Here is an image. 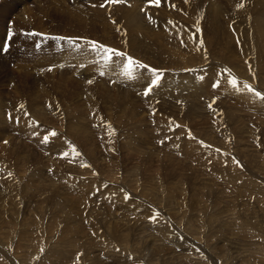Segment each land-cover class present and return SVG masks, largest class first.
<instances>
[{
	"label": "rangeland",
	"instance_id": "1",
	"mask_svg": "<svg viewBox=\"0 0 264 264\" xmlns=\"http://www.w3.org/2000/svg\"><path fill=\"white\" fill-rule=\"evenodd\" d=\"M258 94L264 0H0V264H264Z\"/></svg>",
	"mask_w": 264,
	"mask_h": 264
},
{
	"label": "snow or ice",
	"instance_id": "2",
	"mask_svg": "<svg viewBox=\"0 0 264 264\" xmlns=\"http://www.w3.org/2000/svg\"><path fill=\"white\" fill-rule=\"evenodd\" d=\"M110 2H119V0H110ZM150 2L158 3L159 0H150ZM101 6H103V5H101ZM238 7H243V4L238 5ZM132 63H133L132 58L129 57V70H131ZM153 71L156 72V71H158V70L153 69ZM232 83H233V85H236L238 82H237L235 79H233ZM248 87H249V90H250V91H254V89H252L251 85H249ZM151 90H152L151 88L148 89L149 92H150ZM145 94H147V93H145ZM258 95H264V94H258ZM53 135H55V133H53Z\"/></svg>",
	"mask_w": 264,
	"mask_h": 264
},
{
	"label": "bare ground",
	"instance_id": "3",
	"mask_svg": "<svg viewBox=\"0 0 264 264\" xmlns=\"http://www.w3.org/2000/svg\"><path fill=\"white\" fill-rule=\"evenodd\" d=\"M22 2V1H21ZM15 6V5H14ZM20 7V6H19Z\"/></svg>",
	"mask_w": 264,
	"mask_h": 264
}]
</instances>
